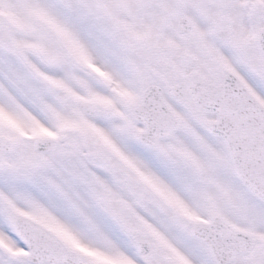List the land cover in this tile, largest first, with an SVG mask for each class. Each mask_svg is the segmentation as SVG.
I'll return each mask as SVG.
<instances>
[{"label":"snow or ice","instance_id":"obj_1","mask_svg":"<svg viewBox=\"0 0 264 264\" xmlns=\"http://www.w3.org/2000/svg\"><path fill=\"white\" fill-rule=\"evenodd\" d=\"M0 264H264V0H0Z\"/></svg>","mask_w":264,"mask_h":264}]
</instances>
